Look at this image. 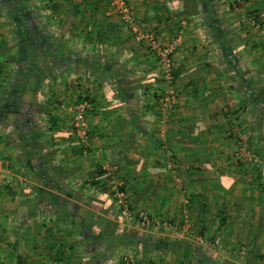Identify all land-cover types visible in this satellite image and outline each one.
Masks as SVG:
<instances>
[{"label": "crops", "instance_id": "0c3cea01", "mask_svg": "<svg viewBox=\"0 0 264 264\" xmlns=\"http://www.w3.org/2000/svg\"><path fill=\"white\" fill-rule=\"evenodd\" d=\"M127 1L139 29L162 40L181 33L172 55L177 103L163 123L161 113L148 111V119L144 111L157 86L156 58L107 13L109 3L103 13L104 4L97 0H28L25 17L7 13L9 0H0V159L5 162L0 168V264H85L86 240L77 243L82 230L89 223L98 231L117 213L115 205H108L107 186L100 190L91 182L117 157L116 176L137 182L135 193L128 190L131 205L147 211L160 227L143 228L135 219L120 217L115 223L138 234L189 242L201 249L202 255L190 257L194 264H264L260 172L245 159L232 161L221 118L247 100L243 88L232 89L226 80L232 74L229 54L202 26V9L194 1ZM180 1L184 8L178 12ZM221 11L237 41L239 66L264 78V34L238 25L248 11L264 21V0H243L232 11L224 3ZM42 36L54 46L36 44ZM18 44L23 51L15 63ZM46 53L61 54L63 60L54 63L43 56L34 62ZM78 98L88 103L85 152L75 141L68 110ZM258 126L263 133L264 120ZM181 130L186 136L166 140L170 131ZM150 137L164 143L153 147ZM184 215L189 231L202 236L205 245L163 226L179 228ZM72 220L79 229L74 234ZM179 259L178 252L164 257L166 264Z\"/></svg>", "mask_w": 264, "mask_h": 264}, {"label": "trees", "instance_id": "16d2710c", "mask_svg": "<svg viewBox=\"0 0 264 264\" xmlns=\"http://www.w3.org/2000/svg\"><path fill=\"white\" fill-rule=\"evenodd\" d=\"M97 1H100L104 4L103 13H105V7L110 2V0ZM192 1L201 6L202 12L199 14V16L201 18L200 20L202 26L213 33L215 40L224 49V52L229 54L228 59L232 64V74L230 76H227L226 80H231L232 89L235 88L236 90H238L240 89V87L243 88V94H245V97H247V100L239 104L237 108L229 109L222 114L221 118L223 119L225 126V138L228 140H232V142L236 145L239 141H241L250 154H252L254 157H257L258 160L264 161V132L261 133L258 126L264 120V87L261 86V82L264 81V78L258 77L255 74V71H252V69H241V67L239 66V53H236L234 51L237 41L232 40L233 31L230 29L229 21L227 19H224L223 17L224 12H219L220 6H222V4L227 3V9L229 11H232L235 7L234 5H236L237 7L242 6L243 0H241L242 3L240 4L237 3L236 0ZM27 3H29L28 0H9V4H11V7L7 13L24 15L25 17H27L29 16L27 14L29 13V11L28 9H26ZM173 5L174 4L169 3L171 9H173ZM176 6L178 12L184 8L181 1ZM245 13L253 15L255 17V20L259 22L262 27L264 26V21L261 19V16L255 11H248ZM23 23H25V21L21 22V25ZM238 25H241V23L238 22ZM122 28L128 30V28L126 29L125 26H122ZM10 31H12L14 35L17 32L14 27H12ZM229 35L230 40L228 38ZM32 39L33 37L30 36L29 38H27V41H29V45L32 42ZM43 42L46 43V46H48V44H51L48 37L42 36L38 41L36 40V44H40V46L43 45ZM50 46L53 47L54 44H51ZM14 48L15 50H17V53L13 54V61L16 63L20 61L18 52H22L23 47L19 46L18 44L17 47L14 46ZM43 56L53 57L52 60H54V63H58L60 61L62 62L63 60L61 54L57 53L52 55V53H46L44 55H38L34 62L37 64L38 62H40V60H42ZM176 72L177 71H175L173 68L171 71L170 83H167L161 76L159 68V74L156 78L157 86L151 89L148 100H152V103H148L145 106L144 111L146 113L148 111H152L156 115H160V98L166 87H169V85H171L175 89L177 102L178 92L175 87V78L177 76ZM121 89L124 91L122 87ZM125 96L133 97V95L129 94H125ZM82 100L84 99L78 98L76 102H80ZM204 100L205 99H203L202 101ZM202 101L200 102L199 108L201 112L204 113L206 107L205 103L202 104ZM175 108L176 103L173 105L171 110H169L166 116L171 115L172 111H174ZM242 111L243 114L245 112L244 117H242L241 115ZM145 117L150 119L151 115H148L147 113ZM254 117H257V119H254ZM205 119V117H201V121H203V123H206ZM177 135L182 138L186 136V131L181 130L179 132L176 131L173 133H171L170 131V133L168 134L169 137H166V140L168 138L170 141L172 137ZM149 139L152 142L153 147L156 146L157 148H159L162 143H164V140H161L159 138L152 139L150 137ZM109 162L114 163L113 166L116 165L117 170L120 169V165L117 166L120 162V158L117 157L114 159H110ZM238 162H240V159L238 160ZM253 166L255 167L254 169L259 170V186L262 184V188H264V165L263 163L258 162L253 163ZM118 176L119 175H117V178H120V176ZM107 177L108 172L99 168L97 174L93 176L94 181H92L91 184L95 185V187L100 188V190H106ZM136 184V181H131L128 178H126L124 181L125 189L127 191L133 189L132 193H135ZM188 184H190L189 181H187V185ZM105 195L110 196L109 198L111 199L110 203L108 202V205H114V201L110 193H105ZM131 209L135 211L134 218H136L137 211L134 209L133 205H131ZM116 212L117 213L115 214L114 219H109L108 221L104 220L105 223L102 229L94 232L90 229V224L88 223L86 224V232H83L84 230H82V238L77 239V243H81L82 240H86L82 245L81 253L83 255H88V257H86L85 264H166L164 257L168 254L174 255V253L177 252L180 254V259L173 260L172 264H183L182 260H185V258V264H194V261L190 259V257H192L193 255H195L196 257L202 255L200 248L193 249V247H190L189 242H186L185 240H162L152 233L138 234L131 229L124 228L121 224L115 223V221H117L119 217L117 209ZM71 226L72 227L70 233L74 234L76 232H79L78 227H76L77 224L74 220H72ZM199 232L201 233V230ZM69 248L73 249L74 243H72ZM197 263L204 264L200 261H198Z\"/></svg>", "mask_w": 264, "mask_h": 264}, {"label": "built area", "instance_id": "2783aa9c", "mask_svg": "<svg viewBox=\"0 0 264 264\" xmlns=\"http://www.w3.org/2000/svg\"><path fill=\"white\" fill-rule=\"evenodd\" d=\"M236 2L239 4L242 3L241 0H236ZM234 6L235 9L238 8L236 5ZM107 13L109 15L114 14L115 16H117L119 20L124 24V26H127L130 31L136 34L138 39L143 43L146 50L149 51L156 58L163 79L167 83H170L171 71L173 69L172 55L182 41L180 31L174 36L162 40L153 31H144L139 29L134 23V16L131 12L127 0H110ZM239 22L247 28H253L254 30L264 34V27H262L260 23L255 20V17L251 14L244 13L242 16H240ZM159 103L161 111V118L159 122L163 123L164 119H166L167 117L166 114L176 103V93L174 87H172L171 85H169V87H166V89L162 93ZM87 106L88 103L86 101H80L69 105L68 107L69 112L72 113L71 124L73 136L83 152L86 151L90 140L88 124L85 118ZM160 134H162L161 130ZM237 148L239 150L234 153L235 159L243 158L248 162H260L264 165V161H260L257 157H254L252 154H250L241 141L238 142ZM3 162L4 161L0 159V168L2 167ZM105 171L108 172L106 186L114 201V205L118 211L119 217L123 220L135 219L137 224H139V226L143 228L148 226H155L156 228L160 227V222L152 220L148 215L147 211L145 210H138L136 212L137 217L134 218L135 211L131 209L129 194L128 191L125 189L124 181L120 178H117L116 176V166H110L108 168L106 167ZM5 184L7 185L8 181H6ZM188 222L189 217L187 215H184L183 224L179 227L180 229H173L170 227V225L167 224H164L163 226L167 230L173 232V234H175L176 236L181 237L183 236L182 234L185 231L190 230V225ZM190 238H192L195 244L197 245L203 246L206 244V240H204L202 236L195 235L192 233Z\"/></svg>", "mask_w": 264, "mask_h": 264}, {"label": "rangeland", "instance_id": "374dc122", "mask_svg": "<svg viewBox=\"0 0 264 264\" xmlns=\"http://www.w3.org/2000/svg\"><path fill=\"white\" fill-rule=\"evenodd\" d=\"M177 103V102H176ZM230 142H231V144H232V150H231V159H232V161L233 162H235V161H238L237 159H235L234 158V153L236 152V151H238L239 149L237 148V145L236 144H234L233 142H232V140H230ZM243 159V158H242ZM244 161V160H243ZM149 215V214H148ZM172 234H173V232H172ZM191 234H192V232H190L189 230L188 231H185L182 235H183V237H185V236H187V237H191ZM175 235V234H174ZM176 236V235H175Z\"/></svg>", "mask_w": 264, "mask_h": 264}]
</instances>
